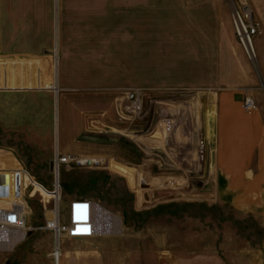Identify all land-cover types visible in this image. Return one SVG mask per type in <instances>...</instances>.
Listing matches in <instances>:
<instances>
[{
    "label": "rangeland",
    "instance_id": "rangeland-1",
    "mask_svg": "<svg viewBox=\"0 0 264 264\" xmlns=\"http://www.w3.org/2000/svg\"><path fill=\"white\" fill-rule=\"evenodd\" d=\"M242 2L0 0V171L34 183L12 196L28 229L0 264H62L44 225L63 152L87 162L61 168L62 207L93 198L119 219L62 239L68 251L100 264H264L259 151L247 165L219 159L225 110L256 115L264 148V21L253 62L235 35Z\"/></svg>",
    "mask_w": 264,
    "mask_h": 264
},
{
    "label": "built area",
    "instance_id": "built-area-1",
    "mask_svg": "<svg viewBox=\"0 0 264 264\" xmlns=\"http://www.w3.org/2000/svg\"><path fill=\"white\" fill-rule=\"evenodd\" d=\"M232 18L234 23L235 35L238 43L241 45L247 58L255 62L258 58V52L255 45L256 36L261 32V23L257 19L256 14L248 3L237 4L233 6ZM256 107L254 99L248 97L246 99L245 108L252 110ZM77 156L69 158L68 153H58L53 160L54 183L52 195L54 207L53 216L46 220L44 229L49 230L55 239V247L53 256L57 261L61 256L60 242L64 238L75 240H88L103 234L106 222L103 216L104 211H108L99 200L87 197H75L68 201L67 207L64 209L61 203V184L60 171L63 166H74L86 163ZM15 171L1 170L0 172L10 173L0 180V200H11L9 207L0 208V232L2 231H22L27 234V216L26 208L21 199L26 194V189L31 181L24 184V178H33L23 169H14ZM12 176V177H11ZM18 185L15 192H12V182ZM22 181L21 191L20 184ZM24 184V185H23ZM42 186V185H41ZM43 187V186H42ZM44 188V187H43ZM19 194L21 199L12 200V196ZM110 212V211H109Z\"/></svg>",
    "mask_w": 264,
    "mask_h": 264
},
{
    "label": "crops",
    "instance_id": "crops-1",
    "mask_svg": "<svg viewBox=\"0 0 264 264\" xmlns=\"http://www.w3.org/2000/svg\"><path fill=\"white\" fill-rule=\"evenodd\" d=\"M244 3H248L253 8L256 16L260 21H264V0H241ZM242 2V3H243ZM216 5L215 9L216 10ZM244 119L247 121V124L241 125L242 122L240 119ZM253 118H256V115L246 114L242 112H237L236 114L230 112L228 110L223 111V114L220 115L219 119V132L223 136V140L226 143L224 148H222V152L219 154V159L221 166H229V165H247L249 164V160L254 156L252 150L259 151L258 155V164L263 165L264 162V153L262 146V135H261V125L257 123L258 127L255 132ZM241 123V124H240ZM245 128V131L249 134H253V138L249 139L248 142L244 140L245 143H241V139L238 135L239 130ZM256 134V138L255 137ZM237 135V136H236ZM236 136V137H235ZM254 141V142H253ZM241 143L240 146L238 143ZM235 144H237L235 146ZM237 150L239 153H237ZM9 171L10 169H4ZM7 203L0 200V208L6 207ZM96 238V237H94ZM92 238V239H94ZM55 247V246H54ZM62 264H76L78 262L82 264H100V258L96 255H92L91 253H81L74 254L67 250L64 247L63 242H60ZM60 256V257H61Z\"/></svg>",
    "mask_w": 264,
    "mask_h": 264
},
{
    "label": "bare ground",
    "instance_id": "bare-ground-1",
    "mask_svg": "<svg viewBox=\"0 0 264 264\" xmlns=\"http://www.w3.org/2000/svg\"><path fill=\"white\" fill-rule=\"evenodd\" d=\"M103 216L106 222V226L103 230V233H105L107 231L108 227V222L109 223H118L119 219L113 215L112 213L108 212V211H104L103 212ZM119 225V224H118ZM119 227V226H117ZM116 227V228H117ZM121 227V225H120ZM25 233L22 231H2L0 232V248H4L6 250H10L14 247L15 244H17L20 240H22L24 238Z\"/></svg>",
    "mask_w": 264,
    "mask_h": 264
}]
</instances>
